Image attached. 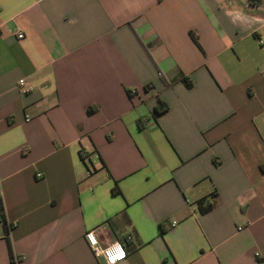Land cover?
Returning <instances> with one entry per match:
<instances>
[{
	"label": "crops",
	"instance_id": "crops-1",
	"mask_svg": "<svg viewBox=\"0 0 264 264\" xmlns=\"http://www.w3.org/2000/svg\"><path fill=\"white\" fill-rule=\"evenodd\" d=\"M259 38L264 0H0V264H104L92 230L118 264H264Z\"/></svg>",
	"mask_w": 264,
	"mask_h": 264
},
{
	"label": "built area",
	"instance_id": "built-area-1",
	"mask_svg": "<svg viewBox=\"0 0 264 264\" xmlns=\"http://www.w3.org/2000/svg\"><path fill=\"white\" fill-rule=\"evenodd\" d=\"M16 38L21 40L23 34L20 32L17 33ZM257 42L260 47L264 48V39L259 38ZM17 87L22 95H27L33 91V87L27 85L25 80L22 79L17 82ZM90 172V170H87L86 174L89 175ZM37 177L40 178V175L38 174ZM203 206L205 207L206 204ZM84 240L92 255L96 258H102L104 264H118L124 261L127 257L126 251L120 242L115 241L103 245L99 242L97 233L94 230L86 232L84 234ZM257 256H259V254ZM16 260H20V258H17Z\"/></svg>",
	"mask_w": 264,
	"mask_h": 264
},
{
	"label": "trees",
	"instance_id": "trees-1",
	"mask_svg": "<svg viewBox=\"0 0 264 264\" xmlns=\"http://www.w3.org/2000/svg\"><path fill=\"white\" fill-rule=\"evenodd\" d=\"M250 4L252 5H260L262 0H248ZM160 107L156 108L155 109V113L158 115L160 113H163L165 110H166V106H163V108L159 109ZM206 204V206L204 207L203 205ZM200 209L202 210V212H206L207 210L210 209V204H208L207 202H203L201 205H200ZM162 233H164V231L162 230L161 231Z\"/></svg>",
	"mask_w": 264,
	"mask_h": 264
}]
</instances>
